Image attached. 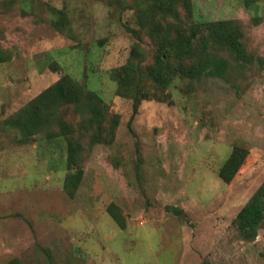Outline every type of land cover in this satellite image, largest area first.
Wrapping results in <instances>:
<instances>
[{"label":"rangeland","instance_id":"1","mask_svg":"<svg viewBox=\"0 0 264 264\" xmlns=\"http://www.w3.org/2000/svg\"><path fill=\"white\" fill-rule=\"evenodd\" d=\"M190 1L181 24L157 15L140 28L134 0H0V264H264V228L247 241L235 224L264 182V0ZM226 19L251 62L216 48L227 78L175 76L156 87L148 68L176 23ZM135 43L143 78L127 67ZM68 74L118 121L107 143L68 132L82 169L70 191L77 169L57 118L78 125L80 115L52 106L30 137L5 124ZM236 145L249 153L226 183L218 171Z\"/></svg>","mask_w":264,"mask_h":264},{"label":"trees","instance_id":"2","mask_svg":"<svg viewBox=\"0 0 264 264\" xmlns=\"http://www.w3.org/2000/svg\"><path fill=\"white\" fill-rule=\"evenodd\" d=\"M258 1L260 0H244V3L250 6ZM133 6L140 9L137 19L140 28L147 27L148 22L155 19L157 15L171 18L181 24L183 21L181 10H185L189 16L192 14L190 0H134ZM53 10L56 11L54 8ZM177 23L176 37L169 38L164 44L156 46L153 62L148 68L149 76L157 88L166 89L175 76L193 79L203 76L227 78L229 61L214 53L216 48L229 49L238 61L244 63L252 61V55L247 53L241 40L242 31L236 21L226 19L207 23L197 22L192 23L186 30H182ZM55 25L59 27V22ZM141 54L140 43H135L128 58L127 67L143 78L141 68L143 69L142 62L146 60V56ZM137 56L142 58L135 60ZM3 60L4 57L0 54V61ZM139 103V99L135 98L136 110ZM52 106L57 109L56 113L63 108L72 107L80 115L78 125L69 124L57 118L61 121L62 135L69 143L68 151L71 154L68 156V161L77 169L76 173L69 174L65 180V185L70 191L77 187L82 176V169L79 167L78 156L72 154L75 145L68 138V132L70 134V132L80 131L90 134L92 143L94 140L107 143L113 140L115 124L118 121L111 124L113 118L108 120V116L112 112L109 111V105L104 99L68 74L42 91L18 112L9 116L5 124L17 127L23 136L30 137L42 131L43 124L48 122L50 117L45 110ZM248 153L249 150L244 145L234 146L232 153L218 171L224 182L230 183L235 178ZM107 211L122 229L126 227L125 218L117 204L111 203ZM235 224L241 238L247 241L255 240L259 231L264 228V182L240 209L235 217ZM11 264H17L16 260Z\"/></svg>","mask_w":264,"mask_h":264}]
</instances>
